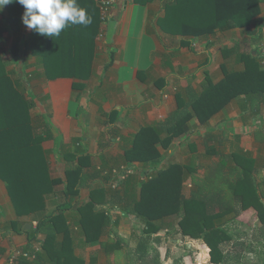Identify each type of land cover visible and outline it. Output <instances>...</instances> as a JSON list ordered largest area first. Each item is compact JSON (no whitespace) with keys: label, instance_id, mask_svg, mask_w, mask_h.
<instances>
[{"label":"crops","instance_id":"0c3cea01","mask_svg":"<svg viewBox=\"0 0 264 264\" xmlns=\"http://www.w3.org/2000/svg\"><path fill=\"white\" fill-rule=\"evenodd\" d=\"M168 1L154 0L141 5L133 0H119L106 23L108 26L113 24L110 33L103 30L99 34L96 30L88 80H48L44 57H53L50 45H36L33 52L30 47L32 41H70L72 34L69 33H73L76 26H85L69 25L59 37H45L22 23L24 7L15 0L0 11L3 66L12 81L19 82L18 91H24L26 100L33 104L30 111L33 132L45 138L42 147L50 177L57 181L53 194L46 198L43 214L20 218L6 182L0 180V264H11V256L16 251L33 257L30 260L20 258L17 264H50L43 249L46 235L37 231V224L43 215L51 214L66 202L70 169L83 168L86 178L71 208L63 211L70 218L69 224L76 234L75 256L84 264L109 263V255L114 254L117 243L112 237V229L128 231L127 217L134 218L132 213L121 210L122 206L111 202L116 191L114 184L119 179L114 171L134 170L135 174L128 178L137 183L146 180V171L155 166L181 164L195 172L219 163L220 153L244 152L256 160L254 168L260 172L258 175L255 171L257 184L264 187V105L259 115L252 116L242 110L244 97L233 101L204 126L192 120L191 131L175 139L167 150L157 144L162 153L160 163H126V151L132 148L136 135L144 128L165 122L178 110V93H185L189 88L200 91L207 77L214 83L222 81L226 69L233 70L230 62L234 56L232 65L239 64V53L257 54L264 59V47L256 53L251 50L237 52L243 43L253 44L256 30L259 34L264 32V4L260 25L225 28L208 39H192L167 35L158 26ZM93 2L94 5L77 0L92 17L96 29L100 0ZM87 27L91 30L93 22ZM47 64L55 70V63ZM239 65L235 70L243 69L242 64ZM113 112L115 115L111 119ZM259 118L263 120L258 121ZM237 145L239 148L232 151ZM96 188L106 191V201L97 210L104 209L110 215L112 225L99 243L83 245L77 222L78 208L90 201ZM191 189L186 182L183 192L187 198ZM118 190L123 193L128 187L120 186ZM52 199H59V202H51ZM28 226L31 229L27 230ZM50 227V222L45 221V228ZM104 257L103 262L101 258Z\"/></svg>","mask_w":264,"mask_h":264},{"label":"trees","instance_id":"16d2710c","mask_svg":"<svg viewBox=\"0 0 264 264\" xmlns=\"http://www.w3.org/2000/svg\"><path fill=\"white\" fill-rule=\"evenodd\" d=\"M133 1L145 5L154 0ZM82 2L94 5L93 0ZM263 4L264 0H169L158 26L167 35L208 39L225 28L243 29L260 25L263 21L260 20ZM97 12L99 19L96 29L94 21L91 30L76 26L73 33H69L72 34L70 41H32V52L36 45L44 47L49 44L51 47L54 58L51 55L44 57L48 80L89 79L96 33H103V30L110 33L113 25L110 23V26L107 24L103 27L101 11L97 9ZM47 62L55 63V70ZM237 62L242 64L243 69H226L222 81L214 83L207 77L200 91L189 88L185 93H178V110L165 122L144 128L136 135L132 148L126 151V163H160L162 153L157 144L160 143L167 150L175 139L191 131L192 120L204 126L241 97H244L243 112L259 115L264 105L262 56L239 53ZM3 63L0 53V180L7 184L18 217L43 214L46 198L53 194L57 181L50 177L48 160L42 147L45 138L33 132L30 114L33 104L26 100L24 91H18L19 82L12 81ZM113 115L114 112L111 119ZM218 157L219 163L196 170V173L181 164L161 168L155 166L146 171V180L133 183L127 178L119 182L118 187H128V191L122 193L117 187L111 202L122 206L121 210L125 213L135 215L136 222L143 224V233H147V236L165 230V221L175 216L179 218V233L195 240L202 239L208 244L211 263L241 264L246 248L244 244L235 243V253L239 255L235 259L225 251L224 247L235 242L236 238L230 234L231 228L224 227L222 221L227 217L243 220L244 215L260 210V221L264 225V204L255 177L256 160L244 152L230 155L220 153ZM256 174L260 175V172L256 171ZM67 177L66 202L51 214L43 215L37 224V231L46 235L43 249L50 264H84L75 256L76 234L69 224L70 218L63 211L71 208L86 178L83 168L68 170ZM186 182L192 187L189 198L183 192ZM105 201V189L96 188L90 201L78 208L77 222L83 245L99 243L112 225L110 215L104 209L97 210ZM45 221L51 224L49 230L45 228ZM149 242V239H141L137 247L139 258H131L130 261L135 260V264H159L157 257L148 256ZM115 246L120 248L115 250L122 249L119 242Z\"/></svg>","mask_w":264,"mask_h":264},{"label":"rangeland","instance_id":"374dc122","mask_svg":"<svg viewBox=\"0 0 264 264\" xmlns=\"http://www.w3.org/2000/svg\"><path fill=\"white\" fill-rule=\"evenodd\" d=\"M262 29L264 31V25L262 26ZM253 36V44L243 43L242 46L239 47L237 51L238 53L241 51L249 52L251 50V52H257L260 49L262 50L264 47V32L261 31L259 34L256 30ZM234 60L235 56L230 62V68L233 70L240 66L237 63L232 65ZM262 120L260 118L258 119V121ZM237 148H239L238 145L233 147L232 151H236ZM132 171L135 174V171ZM259 188L261 201L264 204V187L261 186ZM51 202H59V199H52ZM259 211L254 210L252 213L244 215L243 217L245 218H243V220L241 218L227 217L222 221L224 227L227 226L228 228H231L230 234L236 238L235 242L227 244L224 247L225 251L232 254V258L235 259L236 257H239V255L235 253L236 244H244L246 248L241 259V264H264V225H262L260 221ZM133 216L134 218L131 216L127 217V228L129 232L127 230L124 231H127L128 233L112 229L114 231L112 237H114L113 239L115 241L117 240V242L121 243L122 249L118 250L120 248L117 247L118 249L114 254L109 255V263L107 261V264H135V260H130L131 258H139L137 247L141 239H149L148 256H151V258L157 257L159 264H213L211 263L210 256L211 249L204 240H195L179 233V218L174 216L167 219L164 223L165 230L147 236V233H143V224L137 223L134 220L135 215ZM106 236H108V234ZM237 237L239 239H237ZM105 260V257L101 258V261L104 262Z\"/></svg>","mask_w":264,"mask_h":264},{"label":"clouds","instance_id":"9594fccd","mask_svg":"<svg viewBox=\"0 0 264 264\" xmlns=\"http://www.w3.org/2000/svg\"><path fill=\"white\" fill-rule=\"evenodd\" d=\"M14 0H0V11ZM24 7L22 23L37 34L59 37L69 25L92 24V17L80 7L77 0H15Z\"/></svg>","mask_w":264,"mask_h":264},{"label":"built area","instance_id":"2783aa9c","mask_svg":"<svg viewBox=\"0 0 264 264\" xmlns=\"http://www.w3.org/2000/svg\"><path fill=\"white\" fill-rule=\"evenodd\" d=\"M126 1V0H125ZM119 0H100L99 7L101 11L102 25L105 26L111 11L118 4ZM264 59L262 58V62L264 65ZM114 174L119 178L118 182L114 184V189L118 187L119 182L125 181L129 176L133 175L134 172L132 170H123L122 172L114 171ZM23 258L25 260H30L33 257L29 253H25L22 251H16L11 256V264H17L18 259Z\"/></svg>","mask_w":264,"mask_h":264},{"label":"water","instance_id":"95a60500","mask_svg":"<svg viewBox=\"0 0 264 264\" xmlns=\"http://www.w3.org/2000/svg\"><path fill=\"white\" fill-rule=\"evenodd\" d=\"M26 229H27V230L31 229V226H28Z\"/></svg>","mask_w":264,"mask_h":264}]
</instances>
